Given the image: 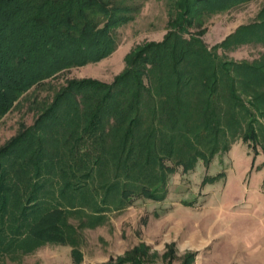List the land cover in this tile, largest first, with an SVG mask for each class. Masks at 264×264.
<instances>
[{
	"label": "trees",
	"instance_id": "1",
	"mask_svg": "<svg viewBox=\"0 0 264 264\" xmlns=\"http://www.w3.org/2000/svg\"><path fill=\"white\" fill-rule=\"evenodd\" d=\"M147 1L0 0V120L30 89L114 53L115 31ZM252 1L165 0L163 39L133 47L112 83L71 79L32 105V124L0 146V261L75 247L77 228H94L103 210L161 200L178 169L188 174L238 139L260 145L264 52L237 62L219 51L264 48V4L212 48L202 39L211 18ZM149 250L133 261L154 264Z\"/></svg>",
	"mask_w": 264,
	"mask_h": 264
},
{
	"label": "rangeland",
	"instance_id": "2",
	"mask_svg": "<svg viewBox=\"0 0 264 264\" xmlns=\"http://www.w3.org/2000/svg\"><path fill=\"white\" fill-rule=\"evenodd\" d=\"M263 4L264 0H253L211 18L204 43L212 48L239 26L253 23ZM167 20L165 0H148L132 22L115 31L119 45L114 53L30 89L0 120V146L16 133L18 124L30 126V108L49 102L68 80L112 83L125 70L133 47L163 39ZM219 52L237 62L252 61L264 48L246 45ZM260 140L255 145L238 139L208 164L199 162L188 174L178 169L170 176L167 196L159 201L130 197V207L100 212V223L92 229L77 228L79 220L69 219L77 228L75 247L67 241L48 243L18 260L1 259L0 264H143L133 259L146 258L148 247L149 255L157 253L154 264H193L185 257L192 253L198 264H232L236 259L245 263L254 253H264V139ZM168 250L176 257L166 261L162 256Z\"/></svg>",
	"mask_w": 264,
	"mask_h": 264
},
{
	"label": "crops",
	"instance_id": "3",
	"mask_svg": "<svg viewBox=\"0 0 264 264\" xmlns=\"http://www.w3.org/2000/svg\"><path fill=\"white\" fill-rule=\"evenodd\" d=\"M204 263L209 264L208 260H206V262H204ZM204 263H200V264H204ZM193 264H198V260L196 258H195ZM232 264H264V253L263 252H258L256 254L254 253L250 257V259H247V261H245V263H242L241 261H239L237 259L233 260Z\"/></svg>",
	"mask_w": 264,
	"mask_h": 264
}]
</instances>
